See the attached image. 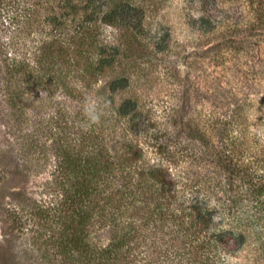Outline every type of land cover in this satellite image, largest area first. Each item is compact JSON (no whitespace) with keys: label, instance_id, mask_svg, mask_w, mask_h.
Segmentation results:
<instances>
[{"label":"trees","instance_id":"1","mask_svg":"<svg viewBox=\"0 0 264 264\" xmlns=\"http://www.w3.org/2000/svg\"><path fill=\"white\" fill-rule=\"evenodd\" d=\"M109 1L0 0V101L10 106L18 132L23 91L43 83L45 63L71 68L81 93L104 79L116 59L125 66L106 79L102 103L76 112L94 128L76 141L64 127L51 137L58 200L22 198L34 219L53 226L46 243L56 264H241L235 252L247 229L254 220L264 223V0L232 1L234 16L220 14L222 0H189L185 23L200 38L185 58L202 59V80L195 74L175 91L188 103L189 85L195 91L202 82L200 118L186 117L178 104L157 114L139 96L115 102L130 83L128 72L146 68L157 54L182 57L183 49L168 40L167 29L155 38L133 5ZM106 25L125 31L120 43L101 36ZM15 40L36 46L34 77L17 64ZM55 117L57 124L65 112ZM119 124L122 138L115 137ZM39 128L49 133V126ZM30 152L25 143L23 156Z\"/></svg>","mask_w":264,"mask_h":264},{"label":"rangeland","instance_id":"2","mask_svg":"<svg viewBox=\"0 0 264 264\" xmlns=\"http://www.w3.org/2000/svg\"><path fill=\"white\" fill-rule=\"evenodd\" d=\"M121 1L135 7L131 10L134 16L143 19V25L156 35L155 38L167 29L168 40L171 43L174 42L178 48L182 47L183 51L180 55L183 54V56L177 58L175 54H170V57L166 58L157 54L151 63L145 65L146 68L137 66L132 69L130 73L128 72L130 77L128 87L115 94V102H120L124 97L139 96L140 104L156 110L157 114L167 113L170 108H176L178 104L180 107L184 106L186 117L193 114L196 118H200L202 82L197 81L195 91H192V86L189 85L188 103L179 97L181 92L175 91V86L177 87L179 82L186 83L184 86L179 85L180 89L187 88V82L191 84L195 74L197 79H200L204 66L200 57L191 58L193 57L191 50L196 48L194 46L200 36L185 23L188 18V7H190L189 0H110L109 2L114 4ZM232 1L234 0L225 3L222 0L220 14L234 16L237 8ZM67 29L66 27L63 33H68ZM101 33V36H105L115 44L120 43L125 35V31L116 25L104 26ZM27 41V44L21 45L20 40H15L13 48L16 49L17 64L23 62V70L34 77V70L39 66L35 61L36 46L31 40ZM186 56L191 57L185 58ZM197 56H200V53H197ZM119 57L121 56H117ZM118 62L119 60L116 59L117 65L108 70L105 78L83 93L77 89L80 85L73 78L71 68H63L58 62L45 63L43 83L37 85L32 83L31 88L23 91L24 110L18 116L21 118L20 132H18L19 128L15 130L13 126L14 119L10 115V106L1 99L0 264L5 262V264H56V256L53 255L51 245L46 243V238L52 233L53 226L41 220L38 221L36 216L35 220L28 203H25L22 197L27 194L30 200L36 198L40 204L54 203L58 200L59 194L53 188L55 182L60 180L59 174L57 176L60 165L51 137L57 136L59 130L64 127L63 130L66 129L68 137L73 140L80 133L82 136L84 132H87L89 125L93 126L92 121L87 122L92 123L88 126L83 124V120L76 116V112L80 109L90 111L103 102L108 95L106 79L115 78L125 70V66ZM15 78L18 82L21 81L20 70L16 72ZM60 110L65 112V118L56 124L55 116L59 115ZM39 124L49 126L47 131L53 133L49 135L45 131L42 134ZM50 127L53 129L50 130ZM124 132L119 124L115 130V137L122 138ZM107 135L110 136V134ZM25 143L31 151L28 153L29 156L22 154ZM41 144L43 146L39 154ZM21 154L23 157L19 156ZM19 167L24 170L20 171ZM8 211H11V215H7ZM262 222L263 220H254L253 225L247 229L244 245L235 252L241 264H264V223ZM98 234L102 241L106 240L105 231ZM10 252L14 255V262L9 261Z\"/></svg>","mask_w":264,"mask_h":264}]
</instances>
